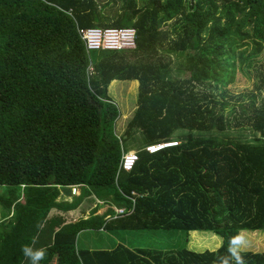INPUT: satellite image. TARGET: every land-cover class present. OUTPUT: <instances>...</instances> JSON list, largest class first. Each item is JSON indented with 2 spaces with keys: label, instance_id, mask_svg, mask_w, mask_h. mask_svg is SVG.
I'll return each instance as SVG.
<instances>
[{
  "label": "trees",
  "instance_id": "1",
  "mask_svg": "<svg viewBox=\"0 0 264 264\" xmlns=\"http://www.w3.org/2000/svg\"><path fill=\"white\" fill-rule=\"evenodd\" d=\"M116 1L0 0V264H30L25 245L46 250L40 264H220L232 236L264 230V0ZM79 28H133L135 47L88 53ZM245 68L256 92L236 111L223 89ZM113 81L137 86L120 136ZM231 121L253 138L227 135ZM167 141L178 144L144 151ZM134 150L135 166L117 176L121 152ZM71 184L84 192L70 195ZM131 191V214L108 220L111 205L132 208ZM88 195L110 206L69 223L49 214ZM87 230H204L222 241L203 252L79 249ZM242 255L264 264V252Z\"/></svg>",
  "mask_w": 264,
  "mask_h": 264
},
{
  "label": "rangeland",
  "instance_id": "2",
  "mask_svg": "<svg viewBox=\"0 0 264 264\" xmlns=\"http://www.w3.org/2000/svg\"><path fill=\"white\" fill-rule=\"evenodd\" d=\"M107 1L111 0H99L100 7L106 4ZM116 1V0H115ZM138 6H141L145 0H136ZM121 3L115 2L110 6V10L106 9L107 15L103 13L104 16H108L107 21L112 20L111 15H116V13L121 11ZM110 15V16H109ZM226 20L221 18V23H225ZM172 58L173 55H170ZM257 78L255 72L252 69L245 68L244 71L237 70L235 79L232 83L228 84L226 88L223 89L225 95L224 102H226L231 109H236L240 111V107L244 106L247 110L249 103L251 102V94L256 92ZM136 82L135 81H113L108 87V97L111 102L116 106L119 113V118L115 122L114 132L118 136L132 115L135 109L136 100ZM261 99L255 100V105L259 106ZM230 111L227 112V114ZM242 122V120H240ZM226 134L240 139H251L254 134L253 131L246 127L245 125L236 126L231 121V128L226 131ZM135 138L140 139L137 135ZM135 151V150H134ZM63 188H60L62 192ZM3 188L0 187V194L3 192ZM80 193L84 192V189L79 187ZM76 196V195H74ZM70 199L73 196L68 195ZM82 205H87L85 209H72V212L60 213L62 215V222H67L81 217H85L91 214L92 208L95 204H99L97 209L100 215L106 211L110 206L109 204H100L99 201L94 197V195H88L83 200ZM74 211V212H73ZM51 212V211H50ZM73 213V214H72ZM51 214V213H49ZM58 214V212L56 213ZM84 214L85 216H81ZM248 240V246L243 251H249L253 253L264 252V230L262 231H241ZM240 233V231H239ZM221 237L214 234L211 231L195 230V231H182V230H150V231H115L110 232H100L97 230H87L83 231L78 236L79 249H89V250H111L117 245H123L129 249L136 248H149L155 250H179L188 249L195 252H203L205 250L214 251L221 245ZM51 264H55V261Z\"/></svg>",
  "mask_w": 264,
  "mask_h": 264
},
{
  "label": "built area",
  "instance_id": "3",
  "mask_svg": "<svg viewBox=\"0 0 264 264\" xmlns=\"http://www.w3.org/2000/svg\"><path fill=\"white\" fill-rule=\"evenodd\" d=\"M78 33L88 53L93 51H125L132 50L135 47V30L133 28H79ZM88 72H92L91 66L88 68ZM177 144L178 142L175 141L149 144L144 147V151L148 154H155L165 148L175 147ZM121 153L122 155L117 176L119 172L131 171L138 160V154L136 151H124ZM79 187V184L69 185V194L78 195L80 192ZM135 195H137L135 191H131L130 194L127 195V197L131 200L132 205V208H130L129 211H126L125 206L111 205L110 207L113 209L114 216L108 218V220L131 214L133 211ZM98 203L104 204L102 201H99Z\"/></svg>",
  "mask_w": 264,
  "mask_h": 264
},
{
  "label": "clouds",
  "instance_id": "4",
  "mask_svg": "<svg viewBox=\"0 0 264 264\" xmlns=\"http://www.w3.org/2000/svg\"><path fill=\"white\" fill-rule=\"evenodd\" d=\"M248 246L246 236L240 232L232 236L228 242V256L220 258V264H246L242 251ZM25 258L28 259L30 264H40L46 257L47 252L45 249H35L32 246L25 245L22 248Z\"/></svg>",
  "mask_w": 264,
  "mask_h": 264
},
{
  "label": "crops",
  "instance_id": "5",
  "mask_svg": "<svg viewBox=\"0 0 264 264\" xmlns=\"http://www.w3.org/2000/svg\"><path fill=\"white\" fill-rule=\"evenodd\" d=\"M79 194H80V192H79ZM78 194V195H79ZM63 196V195H62ZM65 196V195H64ZM65 197H67V196H65ZM84 203V201H82L81 203H80V205L78 206V207H76V209H85V211H86V207L88 206V204L89 203H87V205H82ZM94 207H95V205H94ZM93 207V208H94ZM58 211H56V209H52V211L50 212L51 214L50 215H56V216H58L60 219L61 218H64V217H62V215L60 214V213H65V212H58V214H56ZM69 212H72V211H69ZM74 212V211H73ZM98 212L99 211H97V214H98ZM73 214V213H72ZM101 215V214H100ZM81 216H85L84 214H82ZM90 216V215H89ZM83 218H88V215L87 216H85V217H83ZM75 220H78V219H75ZM74 220H70V221H67L66 223H69V222H73ZM100 232L102 231V232H105L104 230H99ZM106 232H110V233H113V232H115V231H106ZM105 250V249H104Z\"/></svg>",
  "mask_w": 264,
  "mask_h": 264
}]
</instances>
